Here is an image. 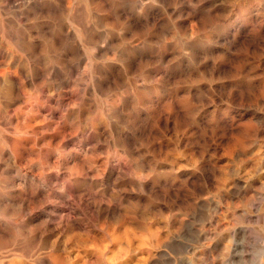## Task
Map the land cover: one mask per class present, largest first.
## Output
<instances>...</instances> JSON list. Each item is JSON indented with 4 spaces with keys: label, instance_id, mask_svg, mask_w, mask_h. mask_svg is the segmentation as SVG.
Segmentation results:
<instances>
[{
    "label": "rangeland",
    "instance_id": "obj_1",
    "mask_svg": "<svg viewBox=\"0 0 264 264\" xmlns=\"http://www.w3.org/2000/svg\"><path fill=\"white\" fill-rule=\"evenodd\" d=\"M151 263L264 264V0H0V264Z\"/></svg>",
    "mask_w": 264,
    "mask_h": 264
},
{
    "label": "bare ground",
    "instance_id": "obj_2",
    "mask_svg": "<svg viewBox=\"0 0 264 264\" xmlns=\"http://www.w3.org/2000/svg\"><path fill=\"white\" fill-rule=\"evenodd\" d=\"M151 23V22H150ZM61 128V127H60ZM239 186V185H238ZM200 204V203H199ZM200 207V206H199ZM219 221V220H218ZM230 221H232V223L233 222H236V218L235 217H232L231 218V220ZM230 224V223H229ZM152 228V227H151ZM153 228H154V226H153ZM196 230V229H195ZM194 230V231H195ZM152 231V230H151ZM157 232V231H156ZM155 233V232H154ZM199 233V232H198ZM158 235H159V233H157ZM192 234H194V233H192ZM161 235V234H160ZM155 236H156V234H155ZM150 237V236H149ZM161 237V236H160ZM163 238V237H162ZM154 239V238H153ZM155 239L156 240H154V242L152 241V244H150L154 249L157 247V245H158V240H157V238L155 237ZM196 239V238H195ZM203 239V238H202ZM190 241V240H189ZM161 242V241H160ZM163 242V241H162ZM162 242H161V244H162ZM165 242V241H164ZM191 242V241H190ZM199 243V242H198ZM176 244H178V243H176ZM193 244V243H192ZM194 244H196V243H194ZM164 245V244H163ZM162 245V246H163ZM167 245V244H166ZM184 245V244H183ZM185 245H187V244H185ZM149 246V245H148ZM160 246V245H159ZM165 246V245H164ZM188 246V245H187ZM187 246L185 247V250L187 249ZM190 246V245H189ZM165 247H167V246H165ZM171 247H172V244H171ZM195 247V246H194ZM160 248V247H159ZM176 248V247H175ZM152 249V248H151ZM162 249V248H161ZM164 249V248H163ZM165 249H167V248H165ZM189 249V248H188ZM168 250V249H167ZM166 250V251H167ZM182 250V249H181ZM189 250H191V249H189ZM152 251V250H151ZM154 251V250H153ZM160 251V250H159ZM172 251V250H171ZM178 251H179V248H178ZM183 251V250H182ZM169 252V251H168ZM174 252H176L175 250H174ZM184 252V251H183ZM189 252V251H188ZM191 252V251H190ZM160 253H162V252H160ZM178 253V252H177ZM182 253V252H181ZM156 255H157V253H155ZM159 254V253H158ZM166 254L167 253H165V256H166ZM161 255V254H160ZM178 255H179V253H178ZM162 256H163V254H162ZM177 256V255H176ZM176 256H175V258H176ZM151 257V256H150ZM154 257V256H153ZM156 257V256H155ZM168 257H170V256H168ZM174 257V256H173ZM179 258V257H178ZM178 258H176V259H178ZM163 259V258H162ZM150 260H151V258H150ZM161 260V259H160ZM179 260V259H178ZM177 260V261H178ZM166 261V260H165ZM179 261H181V260H179ZM183 261V260H182ZM155 263V262H154ZM181 263V262H180ZM152 264V263H151Z\"/></svg>",
    "mask_w": 264,
    "mask_h": 264
}]
</instances>
